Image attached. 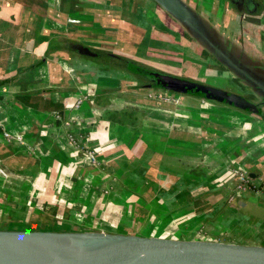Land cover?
Instances as JSON below:
<instances>
[{
	"label": "crops",
	"instance_id": "1",
	"mask_svg": "<svg viewBox=\"0 0 264 264\" xmlns=\"http://www.w3.org/2000/svg\"><path fill=\"white\" fill-rule=\"evenodd\" d=\"M254 1L248 13L231 0H184L214 42L264 74V0ZM132 66L257 98L153 0H0V218L12 229L176 237L163 235L174 226L187 238L261 244L264 192L236 189L235 171L264 179V107L167 90L153 98ZM228 191L256 210L209 198Z\"/></svg>",
	"mask_w": 264,
	"mask_h": 264
},
{
	"label": "water",
	"instance_id": "2",
	"mask_svg": "<svg viewBox=\"0 0 264 264\" xmlns=\"http://www.w3.org/2000/svg\"><path fill=\"white\" fill-rule=\"evenodd\" d=\"M154 1L211 47L222 63L229 65L253 89L257 98L249 99L242 93L200 83L161 68L132 66L130 69L147 77L145 86L177 94L189 93L260 114L264 107V74L251 72L242 61L214 42L210 32L202 29L195 20L193 11L184 0ZM231 1L243 6L248 13L255 10L254 0ZM209 198L211 201L221 199V206L225 209H243L251 213L256 210V206L238 192H219ZM0 264H264V244L176 239L103 230L0 228Z\"/></svg>",
	"mask_w": 264,
	"mask_h": 264
},
{
	"label": "rangeland",
	"instance_id": "3",
	"mask_svg": "<svg viewBox=\"0 0 264 264\" xmlns=\"http://www.w3.org/2000/svg\"><path fill=\"white\" fill-rule=\"evenodd\" d=\"M143 76V75H142ZM141 75H140V78H144V77H142ZM146 79H147V77H146ZM148 80V79H147ZM208 84H211V83H208ZM213 84H216V85H218V86H220L221 84L220 83H213ZM149 91H151L152 93L150 94L151 95V97H153V98H157L158 96H161V95H159L160 93L162 94V93H166V94H168L167 92H165L164 90H162V89H152V90H149ZM181 94H186V95H192V94H189V93H181ZM180 94V95H181ZM243 94V93H242ZM169 95H172L173 96V94H169ZM243 95H246V94H243ZM173 98H175L174 96H173ZM172 101H174V100H172ZM84 149H87V148H89V147H84V146H82ZM259 192H264V187H260V189H259ZM0 219H4L5 220V218H0ZM0 226L2 227V226H5V227H8V228H10V229H12L11 227H13L14 226V224H12L10 227L8 226V222L7 223H5V222H1L0 223ZM42 226H44V225H42ZM41 226V229H56L57 231H63V229H66L67 227H70V225H64V226H60V225H58V224H56V223H54V224H49V225H47V226H44V227H42ZM33 227H35V226H33ZM38 227H40V226H38ZM15 228L17 229V228H19V229H26V228H29V229H34V230H36L35 228H32V225L30 224V225H27V224H25V223H20V224H17L16 226H15ZM40 229V230H41ZM141 230H143L142 228H140ZM191 230V229H190ZM189 231V230H188ZM188 231H179V229H176L174 226H169V227H167V229L166 230H164L163 232H164V234L163 235H171V236H176V237H179V238H187L191 233L190 232H188ZM198 235V234H197ZM213 236V235H212ZM211 235H208V236H205V234L204 235H200V237H203V238H208V237H212ZM215 237V236H214ZM261 244H264V240H260L259 241Z\"/></svg>",
	"mask_w": 264,
	"mask_h": 264
},
{
	"label": "built area",
	"instance_id": "4",
	"mask_svg": "<svg viewBox=\"0 0 264 264\" xmlns=\"http://www.w3.org/2000/svg\"><path fill=\"white\" fill-rule=\"evenodd\" d=\"M70 21H75V18L69 19ZM5 135H8L7 132H4ZM70 141L74 142L76 146H79V143L76 141L74 137H70ZM84 155L88 156L90 159V163H97L98 159L96 157L95 152L91 148L84 149ZM235 174L237 175V183H236V189L238 190H253V191H259L260 187H264V179L260 182V185H257L252 179L248 177V175L243 171H235Z\"/></svg>",
	"mask_w": 264,
	"mask_h": 264
},
{
	"label": "flooded vegetation",
	"instance_id": "5",
	"mask_svg": "<svg viewBox=\"0 0 264 264\" xmlns=\"http://www.w3.org/2000/svg\"><path fill=\"white\" fill-rule=\"evenodd\" d=\"M153 1H154V0H153ZM154 2H156V1H154ZM156 3H157V2H156ZM157 4H158V3H157ZM158 5H159V4H158ZM159 6H160V5H159ZM160 7H161V6H160ZM162 8H163V7H162ZM163 9H164V8H163ZM164 10H165V9H164ZM165 11H166V10H165ZM168 13H169V12H168ZM186 28L189 30V28H188L187 26H186ZM190 31H191V30H190ZM207 84H208V83H207ZM211 85H214V84H211ZM215 86H217V85H215ZM218 87H220V86H218ZM222 89H223V88H222ZM1 222H5V223H7L8 220H6V219H5V220H4V219H0V223H1ZM8 226L10 227V223H9V222H8ZM3 227H4V228H8V227H5V226H2V227L0 226V228H3ZM33 230H34V229H33Z\"/></svg>",
	"mask_w": 264,
	"mask_h": 264
},
{
	"label": "trees",
	"instance_id": "6",
	"mask_svg": "<svg viewBox=\"0 0 264 264\" xmlns=\"http://www.w3.org/2000/svg\"><path fill=\"white\" fill-rule=\"evenodd\" d=\"M98 54H101L100 51H98ZM111 56H113V54H111L110 52L104 54V57L107 58L108 60L111 58ZM157 90V89H156ZM172 92V91H171Z\"/></svg>",
	"mask_w": 264,
	"mask_h": 264
},
{
	"label": "bare ground",
	"instance_id": "7",
	"mask_svg": "<svg viewBox=\"0 0 264 264\" xmlns=\"http://www.w3.org/2000/svg\"><path fill=\"white\" fill-rule=\"evenodd\" d=\"M4 228V227H3Z\"/></svg>",
	"mask_w": 264,
	"mask_h": 264
}]
</instances>
